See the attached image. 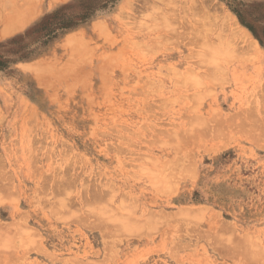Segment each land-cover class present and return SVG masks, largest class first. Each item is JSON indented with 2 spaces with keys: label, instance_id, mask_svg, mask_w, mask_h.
<instances>
[{
  "label": "rangeland",
  "instance_id": "374dc122",
  "mask_svg": "<svg viewBox=\"0 0 264 264\" xmlns=\"http://www.w3.org/2000/svg\"><path fill=\"white\" fill-rule=\"evenodd\" d=\"M0 264H264V0H0Z\"/></svg>",
  "mask_w": 264,
  "mask_h": 264
},
{
  "label": "bare ground",
  "instance_id": "6f19581e",
  "mask_svg": "<svg viewBox=\"0 0 264 264\" xmlns=\"http://www.w3.org/2000/svg\"><path fill=\"white\" fill-rule=\"evenodd\" d=\"M198 1H199V3H201V0H198ZM202 1L204 2V0H202ZM194 2H195V0H194ZM4 4H5V3H4ZM203 4H204V3H203ZM3 6H4V5H3ZM16 6H17V5H16ZM3 9H4V8H3ZM226 16H228V15H226ZM230 18L233 20L232 17H230ZM230 18H229V19H230ZM231 19L229 20V23H230V24H232V23H231V22H232ZM223 21H225V19H224ZM223 21H222V22H223ZM225 24H226L225 27H227V26L229 27V25H230V24L228 25V22H227V23H224V22H223V25H225ZM233 26H236V24L233 23ZM225 27H224V28H225ZM228 27H227V29H228ZM231 27H232V25H231ZM238 27H239V26H238ZM232 28H233V27H232ZM232 28H229L228 30H230V29H232ZM236 28H237V27H236ZM227 29H226V32H227ZM240 30H242V29H240ZM240 30H239L240 33H237V32H234V34L232 33L233 36H234V37L238 36V37L240 38V42L243 44L244 49H248V51H249V50H255V46H256L255 43H253V42L251 41V39L248 37V35H246L245 33H243V32L240 31ZM221 32H224V31H221ZM222 34H223V33H222ZM226 34H227V33H226ZM226 34H225V35H226ZM228 34H229V31H228ZM232 34H231V35H232ZM219 35H220V33H219ZM229 35H230V34H229ZM223 36H224V35H223ZM227 36H228V35H227ZM227 36H226V37H227ZM233 36H229V38H232ZM224 38H225V37H224ZM239 38H238V41H239ZM225 39H226V38H225ZM233 39L236 40V38H233ZM233 39H232V40H233ZM229 40H231V39H229ZM236 41H237V40H236ZM236 41L233 40V42H230V41H229V42L227 41V42H228L229 46H231L232 44H230V43H235ZM240 42H239L238 44H241ZM236 43H237V42H236ZM242 44L240 45L241 47H242ZM235 46H237V45H235ZM231 47H233V45H232ZM241 47H239V49H241ZM243 47H242V48H243ZM256 48H257V47H256ZM257 49H258V48H257ZM243 51H244V50H243ZM248 51H246V52H248ZM244 52H245V51H244ZM255 53H257V52H255ZM245 54H246V53H245ZM202 126H204V125L202 124ZM205 126H206V125H205ZM208 126H209V125H208ZM259 126H260V125H259ZM206 127H207V126H206ZM221 127H222V126H221ZM203 128H204V127H203ZM213 128H214V127H213ZM201 129H202V128H201ZM204 129H206V128H204ZM204 129H203V130H204ZM216 129H217V128H216ZM208 130H209V128H208ZM212 131H213V130H212ZM195 134H197V133H195ZM205 136H206V135H205ZM205 136H204V137H205ZM196 137H198V136H196ZM182 138H184V137L182 136ZM198 138H199V137H198ZM198 138H197V139H198ZM200 138H202V137H200ZM204 139H206V137H205ZM174 181H175V180H174ZM60 189H61V188H60ZM98 196H99V194H98ZM100 197H101V196H100ZM97 199H100V198H97ZM55 210H56V209H55ZM55 210H54V211H55ZM54 211H53V212H54ZM57 211H58V210H57ZM65 213H66V212H65ZM58 214H59V212H58ZM62 214H63V213H62ZM19 219H20V218H19ZM63 219H64V218H63ZM56 220H58V219H56ZM59 222H60V220H59ZM62 223H63V220H62ZM94 226H95V224H94ZM96 228H97V227H96ZM104 229H105V228H104ZM98 230H99V229H98ZM33 238H34V237H33Z\"/></svg>",
  "mask_w": 264,
  "mask_h": 264
},
{
  "label": "trees",
  "instance_id": "16d2710c",
  "mask_svg": "<svg viewBox=\"0 0 264 264\" xmlns=\"http://www.w3.org/2000/svg\"><path fill=\"white\" fill-rule=\"evenodd\" d=\"M85 18H87V17H85ZM70 26V24H67V26L66 27H69ZM50 33H52V32H50Z\"/></svg>",
  "mask_w": 264,
  "mask_h": 264
}]
</instances>
